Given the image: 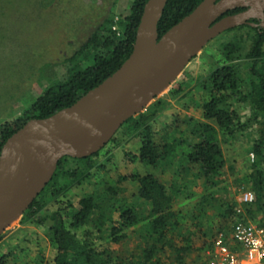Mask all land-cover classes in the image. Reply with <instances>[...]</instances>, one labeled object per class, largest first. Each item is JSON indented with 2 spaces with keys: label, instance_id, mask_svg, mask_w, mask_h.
I'll use <instances>...</instances> for the list:
<instances>
[{
  "label": "trees",
  "instance_id": "16d2710c",
  "mask_svg": "<svg viewBox=\"0 0 264 264\" xmlns=\"http://www.w3.org/2000/svg\"><path fill=\"white\" fill-rule=\"evenodd\" d=\"M147 0H131L129 13L118 22L117 31L112 29L113 20L105 19L90 34L84 43L66 61L69 63L66 78L56 81L36 96L26 118H17L0 126V149L5 140L17 131L27 120L46 118L56 111L73 104L80 96L110 76L129 56L134 43L136 29ZM201 0H167L157 23L159 36L189 14ZM243 10L237 8L227 14ZM251 23L257 20L250 19ZM232 32L231 38L221 44V62L213 67L203 81L208 98L201 104L202 119L192 124V143L186 151H179L181 139L176 121L168 127L160 142L154 138L152 123L165 107L164 99L152 102L141 113L129 118L119 129L127 139L137 138V154L131 159L146 168L129 174H117L100 191H91L79 197L75 206L69 205L68 225L61 208L48 210L47 204L66 196L75 186L88 180L95 170H103L104 162L96 157L99 152L84 158H61L51 177L38 196L31 202L20 218L23 224L46 225L50 244L55 251L52 264H184L185 256L194 249L190 234L181 232L182 214L172 207L173 198L183 194L181 187L168 191L163 182L152 172L162 165L175 163L178 171L188 172L202 178L205 189H213L220 181L224 160L219 144V135H232L235 131L251 128L254 140L250 147L253 156L250 170L244 175L246 190L254 200L242 204L244 215L252 222L264 227V29L244 24L225 31ZM178 87L170 89L169 95L179 93ZM241 103L247 110L241 114L230 102ZM185 122V121H184ZM113 137L110 141H115ZM176 161V160H175ZM124 182L134 183V196L149 205L143 215L136 205L127 204L123 197ZM213 191L208 193L211 196ZM205 196L198 205L204 206ZM224 208L218 213L226 222L227 230L235 216L237 200H223ZM205 208V207H204ZM201 207L200 212H204ZM116 219H114V215ZM141 241L132 257H118L108 249L96 247L92 241L93 232L108 230L112 242L119 243L125 236V229L136 225ZM195 224V223H194ZM85 228L81 237L72 229ZM209 240L204 247H211L215 233L204 232ZM1 240V236H0ZM178 241H181V243ZM175 243H178L177 245ZM200 249V248H199ZM170 253H166V251ZM10 253L0 255V264H11Z\"/></svg>",
  "mask_w": 264,
  "mask_h": 264
},
{
  "label": "rangeland",
  "instance_id": "374dc122",
  "mask_svg": "<svg viewBox=\"0 0 264 264\" xmlns=\"http://www.w3.org/2000/svg\"><path fill=\"white\" fill-rule=\"evenodd\" d=\"M130 3L131 0H0V126L17 118H26L36 96L52 83L66 78L69 67L66 59L105 19H112V29L117 31L118 22L129 13ZM232 34L222 33L208 42L170 87L152 101H165V107L152 123L157 142L169 136L168 127L174 121L180 130L176 138L182 140L179 151H186L188 143L194 141L190 132L193 123L188 125L187 120L201 121L200 106L208 98L203 81L221 62V44ZM178 83L182 90L169 95L170 89L178 87ZM230 102L243 120L246 108L233 100ZM254 136L251 128L235 131L232 135H219L224 168L213 189H205L204 180L190 175L189 171H178L177 157L173 159V165H162L152 171L170 192L184 184L181 187L183 194L176 195L172 202L173 209L182 214L181 232L185 235L192 233L194 249L185 256L184 264H205L208 248H202L203 242L209 238L203 233L211 231L216 234L228 223L218 214L224 208L221 202L234 198L238 204L242 202L241 194L246 190L243 180L250 170V147ZM114 137L115 141H109L96 157L104 162L105 168L95 170L88 180L70 189L66 196L47 204L48 210L62 209L67 225L71 211L69 205L75 206L81 195L102 190L105 183L115 179L117 174L146 172L138 159H131L137 154L139 140L127 139L122 130H118ZM121 186L126 203L136 205L140 215L145 214L149 205L134 196L135 184L124 182ZM210 191H213L211 196L208 195ZM205 196V205H198ZM201 207H205L203 213ZM139 225L125 229L126 236L119 243L112 242L108 230L93 232L92 241L96 247L108 249L118 257H132L139 253ZM85 228L72 230L81 237ZM47 232L46 225L23 224L18 219L1 233L0 255L10 253L11 264H52L55 251Z\"/></svg>",
  "mask_w": 264,
  "mask_h": 264
},
{
  "label": "water",
  "instance_id": "95a60500",
  "mask_svg": "<svg viewBox=\"0 0 264 264\" xmlns=\"http://www.w3.org/2000/svg\"><path fill=\"white\" fill-rule=\"evenodd\" d=\"M166 2L146 1L132 50L115 72L70 106L27 120L5 140L0 149V236L51 180L61 158L100 151L129 118L170 87L208 42L247 23L264 29V0H201L159 36L157 23ZM237 8L243 10L227 14Z\"/></svg>",
  "mask_w": 264,
  "mask_h": 264
},
{
  "label": "built area",
  "instance_id": "2783aa9c",
  "mask_svg": "<svg viewBox=\"0 0 264 264\" xmlns=\"http://www.w3.org/2000/svg\"><path fill=\"white\" fill-rule=\"evenodd\" d=\"M253 200L251 191L242 192L233 221L227 230L216 232L205 264H264V227L250 221L242 207Z\"/></svg>",
  "mask_w": 264,
  "mask_h": 264
},
{
  "label": "flooded vegetation",
  "instance_id": "af4514ba",
  "mask_svg": "<svg viewBox=\"0 0 264 264\" xmlns=\"http://www.w3.org/2000/svg\"><path fill=\"white\" fill-rule=\"evenodd\" d=\"M255 20H257V19H255ZM255 24L259 25V20H257V23H255Z\"/></svg>",
  "mask_w": 264,
  "mask_h": 264
}]
</instances>
